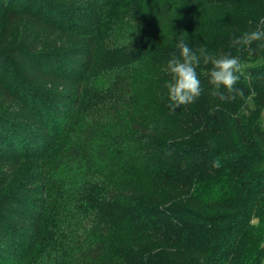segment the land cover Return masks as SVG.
Wrapping results in <instances>:
<instances>
[{"label":"trees","instance_id":"obj_1","mask_svg":"<svg viewBox=\"0 0 264 264\" xmlns=\"http://www.w3.org/2000/svg\"><path fill=\"white\" fill-rule=\"evenodd\" d=\"M130 1L109 38L124 47L123 63L92 75V45L0 42V162L37 161L17 180L0 169V264L264 257V42L231 47L264 21V0ZM41 4L48 0H0L4 31L23 16L60 26ZM182 32L197 55L203 47L240 58L242 96L211 95L212 65L200 57L203 93L170 110L167 62L180 57ZM82 89L95 100L78 110ZM6 98L14 107H1Z\"/></svg>","mask_w":264,"mask_h":264},{"label":"rangeland","instance_id":"obj_2","mask_svg":"<svg viewBox=\"0 0 264 264\" xmlns=\"http://www.w3.org/2000/svg\"><path fill=\"white\" fill-rule=\"evenodd\" d=\"M131 3L130 0H48V4H41L40 7L45 9V14L49 15L50 23L58 21L61 23L60 26L49 28L40 21L23 16L12 19L7 30L4 31L7 22L5 23V18L0 16V42L2 40L1 45L4 48L20 42H28L39 48H75L84 52L89 45H92L89 73L92 75L99 68L123 63L124 47L113 43L109 38L114 34V30L123 24L128 11L127 7ZM60 10L70 13L67 16L60 15ZM80 96L76 107L78 110L87 107L95 100V92L91 89H82ZM10 101L8 98L4 99L1 107H10ZM262 117L264 119V112ZM36 162L33 158L11 159L0 162V169L8 173V181L13 180L14 177L17 180L20 179L22 170L29 169ZM251 222L257 223V217H253ZM263 243L264 233L262 234ZM259 264H264V257Z\"/></svg>","mask_w":264,"mask_h":264},{"label":"clouds","instance_id":"obj_3","mask_svg":"<svg viewBox=\"0 0 264 264\" xmlns=\"http://www.w3.org/2000/svg\"><path fill=\"white\" fill-rule=\"evenodd\" d=\"M264 42V21L250 31L243 32L240 36L231 37V47H248L254 42ZM176 47L180 51V57L173 56L167 62V69L171 79L165 84L167 98L170 101V110H175L182 105L196 102L204 89L201 86L197 68L200 65V57L205 62H211L212 68L208 73V83L212 86L211 95L220 100H234L237 96H242L243 91L236 87L241 77L244 75V65L237 56L230 53L222 54L213 58L207 54L206 48H199L194 52L189 46V41L182 32L176 42ZM214 168L222 167V161L216 159L212 162Z\"/></svg>","mask_w":264,"mask_h":264}]
</instances>
